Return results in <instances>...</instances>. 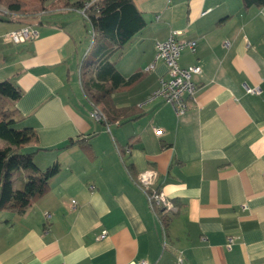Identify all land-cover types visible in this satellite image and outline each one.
I'll return each mask as SVG.
<instances>
[{
    "label": "crops",
    "instance_id": "crops-1",
    "mask_svg": "<svg viewBox=\"0 0 264 264\" xmlns=\"http://www.w3.org/2000/svg\"><path fill=\"white\" fill-rule=\"evenodd\" d=\"M75 1L56 8L47 1L27 22L8 16L0 24L2 42L11 44L0 49L14 54V73L6 76L22 90L14 102L20 123L35 133L24 149L34 152L41 171L59 166L24 212L0 209V264H179L180 252V264H264V5L134 0L147 24L115 67L125 78L139 75L110 94L107 110L121 109L125 117L105 122L90 117L81 86L93 35L89 41ZM25 25L37 36L6 38ZM172 30L197 41L194 50L182 49L179 64L201 68L181 115L160 98L145 102L167 77L155 43ZM9 66L0 61L1 70ZM71 139L90 148L67 145ZM147 168L157 172L173 211L151 209L135 184ZM104 229L107 235L97 239Z\"/></svg>",
    "mask_w": 264,
    "mask_h": 264
},
{
    "label": "trees",
    "instance_id": "trees-1",
    "mask_svg": "<svg viewBox=\"0 0 264 264\" xmlns=\"http://www.w3.org/2000/svg\"><path fill=\"white\" fill-rule=\"evenodd\" d=\"M5 2L11 12L17 13L23 4L18 0ZM45 1V0H41ZM78 0L71 4L75 9L84 7L85 2ZM245 7L262 6L264 0H242ZM91 21L93 41L83 66H89L88 76L81 80L85 96L91 105H99L105 122L123 119L121 109L108 111L110 94L132 84L139 72L125 78L115 67L125 45L147 24L134 0H93L85 9ZM6 18V17H5ZM0 16V20L5 19ZM22 95L21 88L10 78L0 80V209L11 207L18 213L24 212L29 203L43 195L48 180L59 170L57 163L41 171L34 159V152L26 151L24 145L35 133L32 127L21 125V116L14 102ZM78 143L85 149L90 145L84 139L69 140L67 145ZM22 170L25 181L21 189H15L13 175Z\"/></svg>",
    "mask_w": 264,
    "mask_h": 264
},
{
    "label": "built area",
    "instance_id": "built-area-1",
    "mask_svg": "<svg viewBox=\"0 0 264 264\" xmlns=\"http://www.w3.org/2000/svg\"><path fill=\"white\" fill-rule=\"evenodd\" d=\"M92 3V1L85 2L83 8L79 9L80 13L86 17L85 9ZM38 32L35 28L25 25L17 29L10 30L6 32L5 36L9 40L19 43L25 40H29L37 36ZM181 34L180 30H172L170 34L164 40L157 41L155 43V59L162 60L167 66V77H161L159 79L158 86L151 91V93L146 97L145 102H150L156 98L162 99L164 102L169 103L176 115H181L185 113L190 102L194 99L195 85L192 81V76L198 74L201 71L198 65H189L183 67L179 64V58L182 49L185 47L191 50L195 49L196 40H185L179 38ZM229 42L226 40L224 46L228 47ZM154 63H151L148 68H152ZM246 91L250 93H258L260 91L259 86L248 87L246 86ZM89 115L94 120L105 121V116L100 109L99 105H92ZM154 132L159 134L161 130L159 128H154ZM128 151V149L126 150ZM157 172L153 168H147L133 178L135 184L144 193L147 202L151 209H159L163 212L173 211L175 205L170 200L165 192L157 186L156 184ZM90 189H94V185H90ZM75 204L76 201L72 200ZM243 208L245 205L242 206ZM163 232V246L166 243V236L164 226H162ZM107 235V230H102L97 236V239H101ZM233 243V238L229 237L226 243V247H230ZM182 254L177 257V261L180 264L182 262ZM128 264H148L146 260L132 261Z\"/></svg>",
    "mask_w": 264,
    "mask_h": 264
},
{
    "label": "rangeland",
    "instance_id": "rangeland-1",
    "mask_svg": "<svg viewBox=\"0 0 264 264\" xmlns=\"http://www.w3.org/2000/svg\"><path fill=\"white\" fill-rule=\"evenodd\" d=\"M19 2H21L23 4L21 10H19L17 13H13L10 11V9L7 7L5 2H0V16H4V17H8V16H23V21L27 22L29 19V16L34 15V13H36L37 11H40L41 9H44L43 4L47 1L51 2L52 7H64L63 6V0H45L44 2L41 0H18ZM93 1V0H91ZM7 23L8 20L7 19H3L0 20V24H4ZM86 26L89 30L88 32V37H89V41H91V30H92V26H91V21L90 19L86 18ZM11 45V44H8ZM7 44L4 45V43L2 42V39L0 38V46L1 47H7ZM4 53H3V52ZM132 55V54H131ZM3 59H5L6 64H8L9 66V61L14 59V54L11 53V51H5L4 49H0V61L3 62ZM1 70V69H0ZM87 71L82 72V76H81V80L86 78L88 75L86 73ZM11 73V74H9ZM13 69L12 67H8V69H3L0 71V76L2 77V79L8 78L7 76L11 77L10 75H13ZM5 75V76H4ZM7 75V76H6ZM0 79V80H2ZM100 106V105H99ZM3 143L0 141V146H2ZM24 173L22 170H17L14 172L13 175V184L15 187H17L18 189H21L23 187L24 184Z\"/></svg>",
    "mask_w": 264,
    "mask_h": 264
}]
</instances>
